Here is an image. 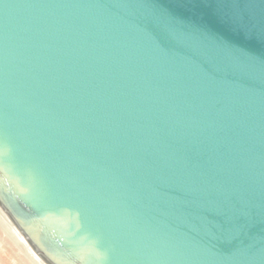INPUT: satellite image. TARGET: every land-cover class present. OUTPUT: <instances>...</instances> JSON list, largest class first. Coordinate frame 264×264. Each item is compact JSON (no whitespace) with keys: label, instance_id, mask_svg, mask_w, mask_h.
<instances>
[{"label":"water","instance_id":"water-1","mask_svg":"<svg viewBox=\"0 0 264 264\" xmlns=\"http://www.w3.org/2000/svg\"><path fill=\"white\" fill-rule=\"evenodd\" d=\"M1 264H264V0H0Z\"/></svg>","mask_w":264,"mask_h":264},{"label":"rangeland","instance_id":"rangeland-1","mask_svg":"<svg viewBox=\"0 0 264 264\" xmlns=\"http://www.w3.org/2000/svg\"><path fill=\"white\" fill-rule=\"evenodd\" d=\"M1 264V263H0Z\"/></svg>","mask_w":264,"mask_h":264}]
</instances>
